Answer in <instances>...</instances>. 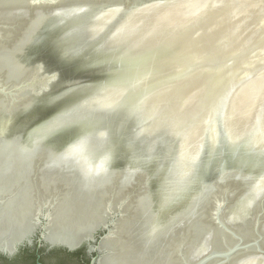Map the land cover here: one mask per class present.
Listing matches in <instances>:
<instances>
[{"label": "water", "instance_id": "1", "mask_svg": "<svg viewBox=\"0 0 264 264\" xmlns=\"http://www.w3.org/2000/svg\"><path fill=\"white\" fill-rule=\"evenodd\" d=\"M16 1L24 4L13 9L8 21L0 20V43L9 44L11 37L4 36L23 33L34 11H41L16 55L21 65L36 66L41 73L15 81L0 70V219L6 216L2 206L24 184L28 198L23 205L30 213L22 230L0 238V254L12 256L35 245L69 252L85 248L89 264L111 255L114 264H264V187L243 203L249 190L242 197L240 185L229 179L264 181V111L250 107L252 123L239 132L228 129L234 119L232 100L258 74H243L213 91L198 110V93L181 96L169 88L163 72L166 60L183 52L212 60L220 50L216 38L208 37L204 44L201 38L174 41L169 36L176 29L150 22L163 11L170 17L200 11L196 8L207 0ZM198 2L202 5L197 7ZM190 13L185 17L199 12ZM126 20L133 24L123 25ZM46 34H51L52 51L32 57V47ZM62 40L72 44L75 60L66 62L59 54ZM84 50L89 53L81 57ZM85 69L100 70L101 76L76 83ZM26 91H31L25 97L29 100L20 97ZM107 98L112 104L104 103ZM53 103L57 105L42 112ZM199 119L200 141L191 156L184 151V139ZM36 143L32 154L9 158L11 146L32 148ZM70 148L79 150L86 165L104 168L106 183L96 189L84 180L78 184L59 161ZM117 148L120 162L109 154ZM203 187L208 192L200 214H184L187 198ZM145 200L154 224L176 217L166 230L138 239L144 242L138 248L131 228L139 215L145 222L147 215L139 214L138 207ZM193 224L196 231L187 230ZM215 230L223 237L219 232L214 236Z\"/></svg>", "mask_w": 264, "mask_h": 264}, {"label": "bare ground", "instance_id": "2", "mask_svg": "<svg viewBox=\"0 0 264 264\" xmlns=\"http://www.w3.org/2000/svg\"><path fill=\"white\" fill-rule=\"evenodd\" d=\"M23 4V1L0 0V20L8 21L9 17L13 14V9ZM201 5V2H198L196 6ZM196 10L200 11H185L183 14H176L172 17H170L171 14L168 11H163L161 14L159 12L155 19H152L150 22L156 24L158 27L176 29V32L169 36L174 38V41L188 38H201L203 39L201 43L204 44L208 37L216 38L215 40L220 50L210 61L204 59L202 55L189 56L187 52H183L184 54L180 53L182 55H178V57L171 56L170 59L166 60L167 67L163 72L165 73L164 81L170 85L169 88L174 86L178 91L176 93H179L183 97H187L193 91V93H198L195 95L197 97L198 110H201V103L204 101L206 103V100L212 97L213 91L220 92L222 89L234 84L235 80H238L243 74L252 75L257 73L258 75L254 76L248 85H245L242 89H238L236 96L232 100L235 107L234 119L229 124L227 123L228 129L232 132H239L241 129L246 128L248 124L252 123V116L247 113L250 107L256 106L264 111V89L261 93L256 91L252 94L250 93L246 99L241 98L242 95H247L245 91L256 81L262 80L264 87V0H207L204 6L196 8ZM190 12L199 13L195 17H193L194 15H190L186 18L184 14H193ZM42 16L41 11H34L30 23L28 26H25L23 33L20 35L7 33L4 37H11L10 43H0V70L4 72L7 80L13 79L20 81L25 76L35 72L40 75L41 72L38 70V67L21 65L17 62L16 55L22 51V46L29 40ZM128 23L133 24V21L130 20L128 22L126 20L123 25ZM235 32H237L236 35L231 36L230 33L233 34ZM227 35L228 37L226 38ZM187 54L188 56H186ZM30 92L26 91L20 97L25 98L28 95L30 97ZM256 94L259 95L257 96ZM104 103L106 105L112 104L111 98H107ZM185 106H189L187 102ZM0 108H3L1 104ZM201 122L202 119L197 120L185 135L184 151L188 152L191 156L194 155L191 153L196 151L200 141V132L202 129L198 126ZM37 147V143L32 148L26 145L11 146L8 148L9 158L14 160V155L24 158L28 154H32ZM59 161L67 166V169L71 171L73 179L78 184H81L79 182L85 181L87 184H84L88 185L87 187L89 188L96 189L99 185L105 184L109 177L107 171L98 164L86 165L85 159L77 148H70L66 153L61 154ZM8 169L13 170V167L9 166ZM2 171L3 169L0 168L1 174ZM128 175L130 173L124 174L121 180L125 182L128 179ZM229 179H233L232 182L240 185L241 194L249 190V194L245 197H243V194H240L243 197V203L252 201L254 196H259L261 188L264 187V181L260 178L254 181L253 184L251 181L246 180L245 177L232 176ZM26 185L24 184L21 189L17 190V193L11 199H7V203L2 206V213L6 214V216L0 219V238L15 231L22 230L24 221L30 217L28 209L23 205V201L28 198L25 194L28 191ZM207 192V187H203L200 193L187 198L186 201L187 203L190 202V204L184 214H188V216L189 212H193V215H196L195 213L200 214V202L205 199ZM17 202L22 205H19ZM149 204L150 201L148 200L139 203V214L143 213L144 216L149 214ZM9 215L12 216L11 219L8 218ZM235 215H239V212H235ZM173 217V215L168 216V221H165L163 225L161 223L157 225L153 223L152 216L147 215L142 225L143 218L139 215L136 218L135 226L131 228V233L136 236L135 238L133 237V245L137 246L139 242L142 247L144 242L138 241V239L142 240L141 238L143 237H153L157 232L166 230L167 224L173 222L169 221ZM88 218L89 216H86L81 219V224L87 222ZM10 223L11 225H9ZM15 226L16 228H14ZM190 227L193 230L196 228L193 224L187 230L191 229ZM215 232L218 233L219 231L215 230L213 232L214 236L216 235ZM218 237H223L220 232L218 233ZM119 258L121 261L127 263L124 256H120ZM113 259L114 255L107 256L101 260L100 264H114L115 261ZM165 264L171 263L167 261Z\"/></svg>", "mask_w": 264, "mask_h": 264}, {"label": "flooded vegetation", "instance_id": "3", "mask_svg": "<svg viewBox=\"0 0 264 264\" xmlns=\"http://www.w3.org/2000/svg\"><path fill=\"white\" fill-rule=\"evenodd\" d=\"M89 259L85 248L69 252L35 245L21 247L12 256L0 254V264H89Z\"/></svg>", "mask_w": 264, "mask_h": 264}, {"label": "rangeland", "instance_id": "4", "mask_svg": "<svg viewBox=\"0 0 264 264\" xmlns=\"http://www.w3.org/2000/svg\"><path fill=\"white\" fill-rule=\"evenodd\" d=\"M237 32L235 33H230L231 36H235ZM239 33V32H238ZM51 34H46V37L35 43L34 46L31 49V55L32 57L36 58L40 55L41 56H45V52L47 51H52L51 50V44L49 43V41L47 40V36H50ZM229 35V33H228ZM228 35L226 36V38L228 37ZM240 35V33H239ZM230 36V35H229ZM241 36V35H240ZM59 44L57 45V49L60 51L59 54L61 55V57L63 58V60H65L66 62L68 61H72L75 60V49L73 48L72 44L69 41H60L58 42ZM86 53H89L88 50H84L83 53L81 52V57L82 55H86ZM78 55V54H77ZM79 56V55H78ZM46 57V56H45ZM99 76H101V71L100 70H90V69H85L83 71L80 72V74L77 76V78L75 79L76 83H85L91 80H95L97 79ZM257 88V89H256ZM248 90L245 91L247 93L242 95L241 98L246 99L248 97V95L253 92H258L261 93V91H263L264 87H263V82L262 80L260 81H256L254 83H252L248 88ZM250 91V92H249ZM264 93V92H263ZM257 96L259 94H256ZM57 103H53L51 104L49 107H45L42 112H48L51 108H53L54 106H56ZM110 156L113 157V159H115L116 162H120L122 157H121V153L119 151V149L117 148V150H115L114 152H109Z\"/></svg>", "mask_w": 264, "mask_h": 264}]
</instances>
